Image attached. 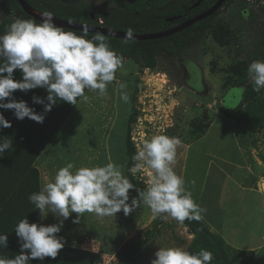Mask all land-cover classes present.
Segmentation results:
<instances>
[{
  "label": "rangeland",
  "instance_id": "rangeland-1",
  "mask_svg": "<svg viewBox=\"0 0 264 264\" xmlns=\"http://www.w3.org/2000/svg\"><path fill=\"white\" fill-rule=\"evenodd\" d=\"M126 1L82 2L122 7ZM263 2L232 1L214 15L215 22L226 24L233 32L229 46L218 44L206 32L180 56H157L151 69H143L134 59L124 60L104 96L87 89V102L77 101L35 161L40 190L69 162L73 172L112 162L125 176V126L134 104L137 113L130 122L129 138L135 151L143 139L160 134L159 128L169 137H178L181 143L173 169L185 181L193 200L206 209L201 221L232 247L258 253L254 264H264V128L250 130L251 124L240 119L242 95L252 82L247 69L242 83L228 79L240 65L248 67L253 60H264V12L259 7ZM161 74L165 82L157 81ZM120 82L127 85L123 90L129 96L127 103L120 98ZM263 90L257 95L264 104ZM226 105L237 106L235 118L220 111ZM189 119L194 124L187 125ZM131 172L142 183L138 189L145 190L146 174ZM134 196L135 189L129 190V203ZM75 216L72 213L64 221L59 234L68 236L71 246L100 253L102 264L115 260L114 253L125 243L142 244L143 255L137 264H150L159 247L185 249L192 238L186 227L170 217L162 219L155 236L150 234L159 215L154 216L144 204L127 216L121 211L115 217L98 218L86 212L73 223ZM54 223H58L57 217L43 214V225Z\"/></svg>",
  "mask_w": 264,
  "mask_h": 264
},
{
  "label": "clouds",
  "instance_id": "clouds-1",
  "mask_svg": "<svg viewBox=\"0 0 264 264\" xmlns=\"http://www.w3.org/2000/svg\"><path fill=\"white\" fill-rule=\"evenodd\" d=\"M98 22L101 23V19ZM81 32L77 35L74 31H65L55 24L50 12L42 14L39 24L33 20L13 21L0 35V109L12 110L18 120L29 118L43 123V114L37 113L26 101L13 98L16 90L45 89V98L32 97L34 104L43 105L45 113L51 111L57 101L76 105L77 98H81L87 102L86 89L104 96L108 84L116 79L117 70L122 68L123 58L109 47L105 34L97 32L89 38V28L84 25ZM133 39V29L129 28L123 43ZM146 68L151 69L143 67ZM14 70H20L21 79H14ZM247 71L253 91L259 93L264 89V60H253ZM126 87V83H119L120 98L127 103L129 96L123 91ZM9 127L11 122L0 113V128ZM164 131L159 128L160 134L143 139L133 156L136 163L131 171L147 176V188L143 191L112 162L104 166L80 167L75 172L71 162L59 168L54 180L28 196L39 213L44 217L53 214L58 223L45 226L29 223L25 217L19 220L14 230L20 252L11 259L0 257V264H30L32 260L43 261L46 257L54 260L65 246L64 238L58 234L72 213L76 214L73 223H78L79 217L86 212L98 218L115 217L121 211L127 216L144 204L154 216L166 214L164 219L170 217L181 224L185 220L200 221L206 209L193 200L192 193L184 187L185 181L173 169L181 141L163 134ZM10 148H13L12 140L0 142V157ZM131 189H135L137 196L129 203ZM7 239V234H0V246L7 248ZM154 256L150 264H211L214 258L212 252L205 249L190 253L180 247H159Z\"/></svg>",
  "mask_w": 264,
  "mask_h": 264
},
{
  "label": "trees",
  "instance_id": "trees-1",
  "mask_svg": "<svg viewBox=\"0 0 264 264\" xmlns=\"http://www.w3.org/2000/svg\"><path fill=\"white\" fill-rule=\"evenodd\" d=\"M82 1L25 0L39 14L50 12L53 14V18L93 27H104L109 30L126 32L131 28L133 34H147L170 29L191 19L208 7L210 8L215 0H200L196 6L193 4L197 0H127L122 7L111 5L98 7L91 3L84 4ZM226 1L229 3L238 0ZM259 7L264 12V2ZM217 12L218 10L184 29L161 38L132 40L127 44L123 43V38L106 35V39L109 47L123 58V62L125 59H134L142 67L153 68L157 56L179 55L196 43L206 32H209L218 44L229 46L233 41V32L226 24L213 20ZM12 15H16L22 20H33L37 24L41 22L24 12L17 0H0V35H3L8 26L15 21ZM98 19H101L102 22L99 23ZM62 28L65 31H74L77 35L82 34L77 29ZM95 34L89 32L88 37L91 38ZM246 69H248L246 65H240L237 70L234 69L233 76L228 77L229 81L232 83L236 80L238 84L245 81ZM13 75L16 80L22 78L20 70H14ZM86 91L87 89L85 93ZM34 95L45 98L47 92L42 88L27 92L16 90L13 93V98L17 101H26L37 113L43 114L45 117L43 123H37L29 118L18 120L12 110L0 109V113L5 116V119L11 122V127L0 128V142L4 140L13 142V148L6 150L0 157V234H7L8 237L7 248L0 246V257L6 259L14 258L20 252V244L14 230L19 220L25 217L29 223L43 224V213H39V210L35 209V206L28 200L30 194L40 191L39 171L35 166V161L53 135L59 131L75 106L57 101L51 111L45 113L43 105L32 102ZM242 96L244 107L240 113V119L251 124L250 130L264 128V109H261L264 104L260 101L257 92L253 91L252 82L247 83L246 91ZM79 99L77 98V101ZM45 103H47L46 100ZM220 111L227 117L235 118L238 108L235 105H226L221 107ZM136 113L137 110L132 104L125 126L124 153L126 162L124 172L125 177L136 188H142L141 181H138L131 172V166L135 163L133 160L135 148L129 139V131L130 122L134 121ZM189 124L194 123L189 119L187 125ZM189 133L195 134L194 132ZM164 215L160 214L153 222L150 234L154 233V236L157 234ZM182 225L192 235L184 250L190 253L199 252L201 249L212 252L214 258L211 264L255 263L258 253L253 250L232 247L221 235L211 231L207 222L185 220ZM59 236L64 238L65 246L54 260L46 257L43 261L32 260L30 264H102L100 253L71 246L68 236L63 234H59ZM141 246L142 244L138 246L132 243L123 244L114 253L115 260L109 261L107 264H137L143 255Z\"/></svg>",
  "mask_w": 264,
  "mask_h": 264
},
{
  "label": "water",
  "instance_id": "water-1",
  "mask_svg": "<svg viewBox=\"0 0 264 264\" xmlns=\"http://www.w3.org/2000/svg\"><path fill=\"white\" fill-rule=\"evenodd\" d=\"M17 1L20 4V7L22 8V10L24 12H26L27 14H29V15L33 16L34 18L41 21L42 14L35 12V10H33L25 2V0H17ZM223 1L224 0H216L215 3L210 8L202 11L201 13L192 17L191 19L184 21L183 23L176 25L170 29L159 31V32L147 33V34H134L133 40L156 39V38L168 36L175 31H179L181 29H184L185 27L191 25L193 22H196L198 20H201V19L211 15L213 12H215L220 7V5L223 3ZM197 2H199V0L196 1V4H197ZM53 20H54L56 25L61 26V27H65V28L77 29V30L81 31V26L84 25V26H87L89 28V32H94V33L101 32L105 35L113 36V37H117V38H124V35H125V31H121V30H109V29H106L104 27H93L90 25L82 24V23H74V22L69 23V21H64V20L57 19V18H53Z\"/></svg>",
  "mask_w": 264,
  "mask_h": 264
},
{
  "label": "flooded vegetation",
  "instance_id": "flooded-vegetation-1",
  "mask_svg": "<svg viewBox=\"0 0 264 264\" xmlns=\"http://www.w3.org/2000/svg\"><path fill=\"white\" fill-rule=\"evenodd\" d=\"M215 1H216V0H215ZM215 1H214V3H215ZM199 2H200V0H199ZM199 2H197V4H196V2H195V3L193 4V6L198 5ZM214 3H213V4H214ZM227 3H228V1L224 0L223 3L220 5V7H219L217 10H219L220 8H222L223 5H226ZM208 8H209V7H208ZM217 10H216V11H217ZM201 12H202V11H201ZM213 13H214V12H213ZM213 13H212V14H213ZM212 14H211V15H212ZM209 16H210V15H209ZM207 17H208V16H207ZM187 49H188V48H187ZM181 54H182V53H181ZM176 56H180V54H179V55H176ZM176 56H172V57H176ZM178 61L182 64V61H183V60H178ZM184 65L187 66L186 64H184ZM188 67H189V66H188ZM134 91H135V90H134ZM135 94H136V93H135Z\"/></svg>",
  "mask_w": 264,
  "mask_h": 264
},
{
  "label": "bare ground",
  "instance_id": "bare-ground-1",
  "mask_svg": "<svg viewBox=\"0 0 264 264\" xmlns=\"http://www.w3.org/2000/svg\"><path fill=\"white\" fill-rule=\"evenodd\" d=\"M157 81L165 82V81H166L165 75H163V74L158 75V79H157Z\"/></svg>",
  "mask_w": 264,
  "mask_h": 264
},
{
  "label": "crops",
  "instance_id": "crops-1",
  "mask_svg": "<svg viewBox=\"0 0 264 264\" xmlns=\"http://www.w3.org/2000/svg\"><path fill=\"white\" fill-rule=\"evenodd\" d=\"M233 206H231V208H232ZM237 207H238V204H237ZM220 213H221V210H220V207H219V209H218V215H220ZM264 222V221H263ZM227 242V241H226ZM102 254H104V253H102Z\"/></svg>",
  "mask_w": 264,
  "mask_h": 264
}]
</instances>
